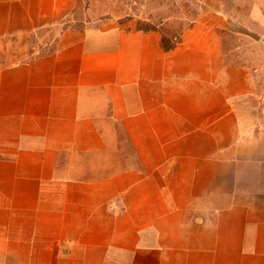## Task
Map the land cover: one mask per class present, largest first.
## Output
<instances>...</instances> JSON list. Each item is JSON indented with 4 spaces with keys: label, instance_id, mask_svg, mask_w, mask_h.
Here are the masks:
<instances>
[{
    "label": "crops",
    "instance_id": "crops-1",
    "mask_svg": "<svg viewBox=\"0 0 264 264\" xmlns=\"http://www.w3.org/2000/svg\"><path fill=\"white\" fill-rule=\"evenodd\" d=\"M86 2L0 0V264H264V108L224 1L171 47Z\"/></svg>",
    "mask_w": 264,
    "mask_h": 264
},
{
    "label": "rangeland",
    "instance_id": "rangeland-1",
    "mask_svg": "<svg viewBox=\"0 0 264 264\" xmlns=\"http://www.w3.org/2000/svg\"><path fill=\"white\" fill-rule=\"evenodd\" d=\"M97 4L101 12H112L118 24L128 29H159L165 47L178 40L182 30L195 21L201 0H87V5ZM225 10L233 18L231 32L223 35V52L228 62L249 69L255 84L251 108H264V0H242L243 7L236 8L235 0H223ZM259 5L256 7V5ZM97 10V9H96ZM237 21V23L235 22ZM53 32L51 36L54 35ZM48 48L51 38H46ZM254 111V110H253Z\"/></svg>",
    "mask_w": 264,
    "mask_h": 264
}]
</instances>
